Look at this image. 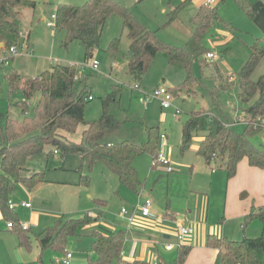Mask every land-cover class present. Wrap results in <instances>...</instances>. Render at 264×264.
<instances>
[{"label":"rangeland","instance_id":"rangeland-1","mask_svg":"<svg viewBox=\"0 0 264 264\" xmlns=\"http://www.w3.org/2000/svg\"><path fill=\"white\" fill-rule=\"evenodd\" d=\"M34 1L37 4L36 8L27 10L25 17L22 18V30H27V33L31 32V38L28 41L30 42L29 52L25 50L27 45L22 37L19 54L11 58L10 64L0 65V128L9 119L23 122L26 117L33 118L34 110L41 98L40 92H36L29 100L21 88L11 91L7 79L10 72L37 76L58 64L72 65L76 68L77 75L83 78L85 86L93 97L86 104L85 120L92 121L100 118L103 114V99L116 90V101L110 103L109 112L124 123L120 130L108 135L105 140L115 141L114 143L131 140L142 144L148 136V129L158 128L160 137L157 152L166 156L172 171L169 172L166 165L154 168L152 166L153 156L150 153L139 155L134 164L144 187L141 193L137 194L124 186L117 174L103 162L98 161L91 166L83 162L78 154H68L65 160H62L59 151L49 155L48 152L54 149V146L47 145L45 150L29 159L28 166L33 171L45 172V176L52 182L38 186L32 193L26 186L18 184L11 196L15 204L24 201L32 205L30 212L20 206L17 208L21 222L29 224L34 230L28 232L31 244L22 246L17 232L15 234L6 233L0 221V264H56L55 259L64 256V252L53 246L42 249L38 245L39 234L53 226L58 218L85 217L86 213L91 212L93 220L80 226L77 232L78 237L71 239L67 245L72 249L73 264L78 258L83 260L80 264H88L89 257L96 256L93 252L92 233L98 230L109 235L115 229L122 228L125 231V228L129 227L128 217L137 218L141 213L140 204L147 197L153 198L152 213L155 211L158 215L161 210H165L168 204L180 208L182 214L186 215V205L189 202L188 206L194 208L190 218L195 225L201 223L207 225L208 228L219 227L220 233L226 229L229 231L227 237H235L232 231L240 222L231 218L224 221L221 219L225 192L230 179L227 178L226 172L218 167V160L213 161L212 169L204 157L197 154L196 146L200 141L199 137L193 139L188 149L181 150L182 125L190 118L192 112L200 110H205L226 122H231L236 119L233 114L236 109L238 110L236 116L244 120L248 119L249 116L246 113L248 105L243 103L238 96L239 87L235 75L241 71L248 60L250 46L256 38H264L262 0H244L245 4L254 11L253 18L248 16L247 7H244L240 0H220L217 3L219 18L213 21L211 28L203 37L204 47L214 52L216 57L212 62L205 55V62L202 61V57L194 59L192 76L196 78L195 81L186 85L178 96H173L174 106L167 109H163L157 99L145 107L139 98L143 93H153L159 85L176 87L183 84L187 71L178 63L171 64L165 51L160 50L141 78L132 75L127 67L130 40L120 12L115 11L109 15L102 31L100 45L87 62L84 45L78 40L67 44L66 31L56 26L49 27L47 21L52 19L57 6L65 4L80 6L88 0ZM114 1L119 3L121 8L131 10L150 30L156 31L159 40L177 46H184L187 42L194 30L192 18L199 7L205 3V0ZM175 10H177V15L175 13L173 15ZM170 20L172 22L168 24ZM114 40L111 51L110 45ZM260 46H264V41ZM6 52L9 53L8 50ZM94 59L99 63L97 69L86 66ZM263 73L264 55L254 70L252 78L258 80ZM226 80H233V82L223 89L221 87L228 84ZM23 101L29 102L28 114L23 112ZM176 107L181 109L178 114L175 113ZM85 127L86 124H81L76 133H65V135L68 139L79 142ZM233 128L237 132H244L246 124L235 123ZM162 134L166 137L161 138ZM263 137L264 129H261L251 137V141L256 146H261ZM82 174L89 175V183L81 181ZM212 179H215L214 190L217 193L223 191L224 196L215 198L210 207L208 195H206L207 205L204 209L205 195L201 194L204 198L201 200L200 209L204 212L200 211L198 215V194H195L192 188L207 189ZM258 181V178L250 181L247 176H242L232 187H241L248 182V184L253 183L251 186L253 187ZM96 198L104 200L105 204L96 203ZM257 199L258 201L264 200V194L262 198L257 196ZM123 208L127 210L126 214L121 213ZM202 212L203 215H201ZM153 217L157 215L154 214ZM252 221L254 223L249 231L254 233L255 221L261 224V220L256 218ZM167 233L171 237L165 242L177 243L175 228L168 227ZM261 233L262 230L257 234L254 233L255 236L252 238L260 236ZM241 235L243 239L244 234ZM245 235L251 237L247 232ZM224 236L225 234H221V237ZM160 240L163 241V238ZM186 243L185 240L182 245L193 248V244ZM152 245L156 247L153 238ZM160 253L161 257L155 250L153 257L146 261L149 264L156 261L161 264H177L179 246L171 252H166L164 247H160ZM200 262V255L196 252L191 255L188 264H199Z\"/></svg>","mask_w":264,"mask_h":264},{"label":"trees","instance_id":"trees-1","mask_svg":"<svg viewBox=\"0 0 264 264\" xmlns=\"http://www.w3.org/2000/svg\"><path fill=\"white\" fill-rule=\"evenodd\" d=\"M240 2L247 7L248 16L253 18V9L248 7L244 0ZM36 5L34 0H0V43H3L5 48L9 49L12 45L19 47L24 10L35 9ZM217 10L218 4L213 6L203 4L199 7L192 18L194 30L184 46L159 40L156 31L150 30L131 10L121 8L114 0H88L80 6L59 5L56 7L55 22L56 27L66 31L67 44L78 40L84 45L85 60L88 62L100 45L102 31L109 15L115 11L120 12L130 40L127 63L129 72L136 78H141L157 52L164 50L171 64L178 63L187 71L183 84L168 88L173 96H178L186 85L196 79L192 76L194 59L202 57V61L205 62L204 55L209 50L203 45V37L211 28L213 21L219 18ZM176 11H173V15L174 13L177 15ZM171 22L172 20L168 24ZM115 40L110 45L111 51ZM262 41L264 38H258L250 46L248 60L235 75L239 87L238 96L248 105L246 113L249 121L245 131H235L234 120L226 122L205 110L192 112L190 118L182 125L181 150L188 149L193 139L199 137L197 154L204 157L211 168L213 161L218 160V167L226 172L228 179L235 176L238 164L244 158L248 159L250 165L264 169V147L262 143L261 146H256L251 141V137L261 130L255 124L256 119L264 117V73L258 80L252 78L264 55V46H260ZM7 79L11 91L21 88L29 100L36 92L41 93L33 118L26 117L23 122L9 119L0 128V210L4 217L14 224L12 228L18 230L22 246L31 244L30 236L27 230L23 229L18 213L10 208L9 200L18 184L32 190L45 181V173L32 172L28 161L32 156L45 150L47 145L54 146V149L48 152L49 155L55 150L59 151L62 157L78 154L83 162L91 166L101 161L117 174L124 186L136 193L142 191L144 183L134 161L143 153H150L153 158L157 157L159 130L153 127L148 129V136L142 144L131 140L116 143L105 140L108 135L120 130L124 123L109 112L110 103L116 101V90L103 99L101 117L86 121L85 107L91 100L90 91L85 86L83 78L77 75L74 66L58 64L37 76L12 71L7 75ZM232 82L233 80L227 81L228 84L221 88L229 87ZM22 103L23 112L28 114L29 102ZM81 124H86V127L81 133L80 141L68 139L65 133H76ZM89 179V175L82 174L81 181L89 183ZM95 201L105 204L100 198H96ZM166 208L169 210V204ZM254 218H259L262 223V233L258 237L245 236L241 240H235L215 234L207 236V246L218 251L214 264H264V206L246 215L245 222L248 223ZM92 220L93 217L88 213L85 217L59 218L53 226L42 232L41 248L53 246L65 254L70 239L78 235L79 227ZM92 237L93 252L96 256L89 257L88 264H149L146 260H130L123 256L124 230L119 229L109 235L95 230ZM191 248L186 245L179 246L177 264L186 262Z\"/></svg>","mask_w":264,"mask_h":264},{"label":"crops","instance_id":"crops-1","mask_svg":"<svg viewBox=\"0 0 264 264\" xmlns=\"http://www.w3.org/2000/svg\"><path fill=\"white\" fill-rule=\"evenodd\" d=\"M261 6L263 7L264 10V0H262ZM32 8H28L26 10H24V17H25V13L27 10H31ZM23 17V18H24ZM25 32V37L22 39L24 40V42H26L27 48L25 49L26 52H29L30 49V42H28L31 38V32L27 30H23ZM258 38H256L255 42L257 41ZM188 41V40H187ZM254 42V43H255ZM253 43V44H254ZM8 49L5 48L3 43H0V54L5 55L7 54ZM20 50V48H19ZM251 52V50H250ZM160 86V85H159ZM167 88H170L169 86L166 85ZM164 109V108H163ZM107 141L114 143L115 141L109 140L107 139ZM198 148V144L196 146V151ZM56 152V150L54 151ZM62 160H65V157H62ZM62 168V167H61ZM30 170L33 172L32 168H30ZM45 173V172H44ZM248 177L251 180L255 179H259L258 183H256V186H253L252 184H246L244 186L241 187H232V185H234L239 179H241V177ZM52 182L50 178L45 176V181H43L42 183H40L38 186H42L45 183H49ZM37 186V187H38ZM37 187H35L32 190H29V192H33ZM215 187V179H212V181L210 182V184L207 186V189H198V187H193L192 191L195 194H198V205H197V209H198V215L200 213V211H203L202 209H200V204H201V200L202 198H204L203 196H201V194L205 195V198L203 200V207L205 209L206 205H207V198L206 195H208V202H210V207L211 204H213L214 199L221 197L223 198L224 194L223 191L221 193H217L216 190H214ZM204 190V191H202ZM141 193V192H140ZM138 194V193H137ZM264 194V169L257 167V166H252L249 164V161L247 158H244L243 160H241L238 164V168H237V172L235 174L234 177L230 178L229 180V186L227 187V190L225 192V203H224V210H223V215L221 217V219L227 220V219H236L237 222H240V224L237 226V228H235V230L232 231L233 236L235 237H228L230 239H235L241 240V234H244V237L246 236V232L247 234H249V236H255V234H257L258 231L262 230V223L258 224L255 221V231L254 233H251L249 231L250 228H252L253 225V221H249L251 222L248 226V223L245 222V217L246 215H248L252 210H257L259 207L264 206V200L260 199L258 201L257 196H260L262 198V195ZM250 196L252 198H250ZM153 199V198H152ZM24 202V201H23ZM189 203V202H188ZM188 203L186 205L187 211H186V215L182 214V211L180 208H177L175 206H170L169 205V210H167V208H165V210H161L160 211V216L155 213L157 215V217H153L149 216V217H144L141 215V213L138 214L137 218L135 217L134 223L129 225V227L125 228V245H124V251H123V256L126 259H130V260H135V259H142V260H150L153 255L155 254V250L158 252V255L161 257V253H160V247L165 249L166 252H171L172 250H166L165 245L167 244V242H165V240H169V238L171 237V235H169L167 233L168 227H174L176 228V222L178 220H183L186 223H189L190 225H192V227L194 228L193 233L187 237L186 239V244H193V248L191 250V254L194 253H199L200 255V263L199 264H214L218 251L214 248L208 247L206 244V240H207V236L209 234H215L219 237H221V234H225V237H227L229 234V231H226V229H223V233H220L221 230L219 229V227H211L208 228L207 225L201 224V223H197L195 225V223H193L192 219L190 218V214L194 211L193 207H189ZM22 207L25 211L30 212L32 210V205L31 207H26L22 205L21 203H17L16 207H15V211L17 212V208L18 207ZM203 212L201 215H203ZM165 214H169L168 216H166ZM189 214V217H188ZM0 221H1V226L2 228H4L6 233H12L15 234L17 232V235L19 237L18 234V230L16 228H10L8 227V220L4 217L3 213L0 210ZM5 219H4V218ZM210 217V214H209ZM59 219V218H58ZM57 219V220H58ZM256 219V218H254ZM252 219V220H254ZM21 221V220H20ZM239 227V228H238ZM129 229V230H128ZM119 230V229H115ZM123 230V228L121 229ZM33 232L34 230L32 229V227H30L27 232ZM45 231V230H44ZM42 231V232H44ZM114 231V232H115ZM112 234V233H111ZM42 233L39 234L38 236V245L40 246V238H41ZM30 236V235H29ZM78 235L76 237L73 238H77ZM243 237V238H244ZM71 238V239H73ZM152 238L154 239V242L156 243V247H154L152 245ZM163 238V241L160 240ZM70 239V240H71ZM20 241V240H19ZM31 241V240H30ZM170 243V242H168ZM21 247V246H20ZM41 247V246H40ZM68 250L72 252V249L70 248V246H68ZM189 257V256H188ZM190 257L187 258V262H185L184 264H188L190 262ZM162 259V258H161ZM73 260H74V256L72 257V262L71 264H73ZM83 261L81 259H76V263L75 264H80V262ZM57 264V263H56ZM161 264V262L159 263Z\"/></svg>","mask_w":264,"mask_h":264},{"label":"built area","instance_id":"built-area-1","mask_svg":"<svg viewBox=\"0 0 264 264\" xmlns=\"http://www.w3.org/2000/svg\"><path fill=\"white\" fill-rule=\"evenodd\" d=\"M219 1L220 0H205L204 5L213 6V5H216ZM55 20H56V14H53L52 15V19L47 21V25L49 27L56 26ZM20 36H21V38L25 37V32L23 30L20 32ZM8 51H9V53H7L5 55H1L0 54V65L10 64L11 58L14 55L19 54V52H20L19 47L17 45H12L8 49ZM205 57L210 62H212V61H214V58L216 57V54L214 52H212V51H209V52L206 53ZM88 65L90 67L94 68V69H97L98 66H99V63H98L97 60L94 59L91 62L86 64V66H88ZM92 98L93 97L90 94L89 95V99H92ZM154 99L159 100L160 103H161L162 108H164V109L171 108L172 106H174V104L172 102L173 94L164 85L159 86L153 93H143L142 97L139 98V101L146 107ZM175 110H176L175 111L176 114L181 112V109L178 108V107H176ZM237 113H238V110L235 109L234 110V118H236V119H234L233 125L235 123L248 124L249 118L244 120L243 118H241L239 116H236ZM255 124H256V126H259L261 129H264V117L263 116L262 117H258L256 119ZM165 137H166L165 134L161 135V138H165ZM262 146L264 147V137L262 139ZM159 165H166L167 168H168V171L169 172L172 171V168L169 165V161L167 160L166 156L164 154H162V153H158L157 157L152 159V166L154 168L159 167ZM153 204H154V202H153V199L151 197L145 198L142 201V203L140 204L141 215L144 216V217L152 216L153 215V213H152ZM16 205L17 204H15L11 199L9 200V206H10L11 209H15ZM22 205L26 206V207H31V203H29V202H22ZM121 213L122 214H126L127 210L125 208H123L121 210ZM88 214H89V216L93 217V214L91 212H89ZM128 220H129V225H131V224L134 223L135 219L132 216H130V217H128ZM21 225H22L23 229H25V230H28L30 228L29 224H27V223H22L21 222ZM8 227L12 228V227H14V224L9 221L8 222ZM175 230H176L175 237H176L177 243H167L165 245L166 250H172L176 246H181L184 243V241L187 239V237L190 236L193 233L194 228L189 223H186L184 221V219H183V220H178L176 222ZM72 257H73V253L68 250L64 254V256L56 258L55 262L57 264H71ZM152 264H159V262L156 261L155 263L153 262Z\"/></svg>","mask_w":264,"mask_h":264}]
</instances>
